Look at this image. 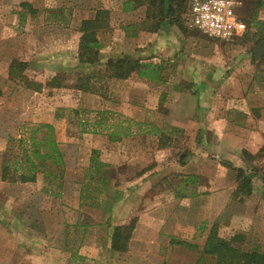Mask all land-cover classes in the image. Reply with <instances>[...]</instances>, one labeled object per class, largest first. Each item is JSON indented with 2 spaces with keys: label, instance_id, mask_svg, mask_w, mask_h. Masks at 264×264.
Segmentation results:
<instances>
[{
  "label": "rangeland",
  "instance_id": "1",
  "mask_svg": "<svg viewBox=\"0 0 264 264\" xmlns=\"http://www.w3.org/2000/svg\"><path fill=\"white\" fill-rule=\"evenodd\" d=\"M238 1L247 30L223 40L190 24L188 1L177 21L153 31L156 22L146 20L147 4L138 0L130 11L123 10L125 0H0V264H131L129 248H113L114 228L124 238L125 227L136 226L147 207L162 209L171 228L190 230L169 236L158 254L149 250V264L173 257L183 264L188 248L173 239L197 247L190 250L196 264L215 222L225 239L240 234L244 241L235 245L264 252V55L255 53L264 43V23L255 25L264 22V0ZM99 9L109 17L97 32L101 61L82 64L81 21ZM123 56L162 64L163 80L109 77L107 60ZM14 59L23 68L11 74ZM98 71L105 77L92 79L96 90L78 86ZM56 75L62 86L47 85ZM98 117L130 121L138 133L105 150L93 148L84 134L109 140L88 133ZM39 122L55 126L66 160L63 179L39 174L35 182L4 181L9 136ZM94 149L112 166L107 189L98 176L86 177ZM148 165L147 189L127 195ZM239 167L252 177L253 191L243 201L233 194ZM193 192L196 205L188 200L193 196L182 197Z\"/></svg>",
  "mask_w": 264,
  "mask_h": 264
},
{
  "label": "trees",
  "instance_id": "2",
  "mask_svg": "<svg viewBox=\"0 0 264 264\" xmlns=\"http://www.w3.org/2000/svg\"><path fill=\"white\" fill-rule=\"evenodd\" d=\"M139 4H147L146 20H155V27L151 30L155 31L157 27L162 24L177 21L185 8L186 1L189 0H138ZM186 3V5L188 4ZM139 4L134 3V0H125L123 10L130 11L136 9ZM259 7H264V1L260 2ZM188 8V6H187ZM152 11V13H150ZM108 11L107 9H99L93 18H86L82 20L78 58L82 64H93L100 62V49L102 44L98 39L97 32L104 26L108 25ZM264 22H258L255 25H260ZM14 59L10 65V73L18 72L23 67ZM107 64L110 68L109 77L117 79L129 78L133 73H137L139 77L151 80H163L162 64L154 62H146L140 58H132L130 56H123L121 58H109ZM26 65V64H22ZM16 67V69H15ZM105 76L98 71L88 74L80 78L81 89L86 91L96 90L92 84L93 78L104 79ZM52 87H61L62 80L59 76H54L50 81L46 82ZM41 89V86L38 88ZM1 93V91H0ZM76 115L82 120V110H76ZM102 114V113H99ZM93 124L94 131L88 133L106 134L110 142H119L124 138L131 137L138 132H135L131 127L129 121L128 125L124 124L123 120L117 123H110L106 118L98 117ZM99 128V129H98ZM106 131V132H103ZM144 131V130H143ZM85 133V132H83ZM149 134V132H144ZM8 154L4 161L2 170V179L10 182H35L39 174L43 175L45 181H54L63 179L65 174L66 160L60 147V142L56 136L55 126L47 122H39L35 124L25 125L19 137L9 136ZM90 166L87 169L86 177L98 176L100 183L108 188V174L110 164L100 160V150L94 149L92 151ZM238 187L234 191L235 197L243 201L246 196L252 193V177L245 173L242 167L237 168ZM120 194L119 191H116ZM198 195V192L193 194L185 193L182 197H192ZM82 197V195H81ZM117 196L110 203L120 200ZM97 205V206H96ZM92 206L100 207L98 204ZM107 208V206H103ZM135 228L134 221L126 226L127 234L124 238L121 236V229L114 228L113 248L118 251H126L128 242ZM244 237L240 234L235 235L232 239H225L219 234V224L215 222L206 238L202 257L196 264H204L203 261L210 257L213 264H264V252L259 250L247 251L240 246L235 245L234 242L241 243ZM171 243L177 245H185L190 249H195L196 246L183 240H171ZM166 264V263H164Z\"/></svg>",
  "mask_w": 264,
  "mask_h": 264
},
{
  "label": "crops",
  "instance_id": "3",
  "mask_svg": "<svg viewBox=\"0 0 264 264\" xmlns=\"http://www.w3.org/2000/svg\"><path fill=\"white\" fill-rule=\"evenodd\" d=\"M71 57L69 56V59H71ZM61 61L64 63H67V62L71 63L69 62L70 60L66 58H64V60L62 59ZM84 135L86 136L85 137L86 141H91L93 148H98L101 150H105L109 144L118 143V142L110 143V141L107 140V138H105L103 135H89V134H84ZM107 155L108 154L106 152L105 156L103 155V158L105 159ZM145 169L146 171L144 175L142 176V178L136 182L138 183L137 184L138 186L130 187L126 192L127 195L129 193L134 194V192L136 193L140 191L142 188L141 185H144L145 189H147L148 187L147 185H149V165L146 166ZM188 200L192 202L193 205H196L198 201L195 196H193L192 198H189ZM122 205L123 204L121 203L119 204V206L115 208L113 212L115 214L114 215L115 217L117 216L119 217V213L123 208ZM192 211H193L192 213L188 214L189 216L188 221H187L188 226H192L194 222V217H190L195 214L194 208ZM162 212H163L162 209L150 211L149 207H147L137 215L138 218H137L136 226L132 232L130 241L128 242V248H129L128 255L131 256L130 257L131 264H149V250H151L153 255L158 254L161 251L162 243L165 242V240L168 239L169 236H171L172 234H176V233H181L183 236L185 235V232L183 231H187V230L183 227H181V230L179 231L176 228L175 229L171 228L168 225L167 218L161 217ZM116 223H117L116 225H118L119 223L118 220L116 221ZM124 223H127V221L121 222V224H124ZM182 228L184 230H182ZM160 230L163 231L165 234L161 236L159 234ZM187 232L190 233V230ZM177 247H181V246H177ZM187 248L188 247H186V250ZM179 249H182V247ZM134 250H138V254H139V255L137 254L138 256L133 255ZM190 250L192 249L188 248V251H187L189 253L187 255L190 258L188 257L185 258L184 262H182L183 264H194L195 263L194 261H197L195 260V256L191 257L193 255V252H191ZM175 258L176 257H173L170 260L169 264H175Z\"/></svg>",
  "mask_w": 264,
  "mask_h": 264
},
{
  "label": "built area",
  "instance_id": "4",
  "mask_svg": "<svg viewBox=\"0 0 264 264\" xmlns=\"http://www.w3.org/2000/svg\"><path fill=\"white\" fill-rule=\"evenodd\" d=\"M238 0H189L188 20L211 37L230 40L242 36L247 23L238 13Z\"/></svg>",
  "mask_w": 264,
  "mask_h": 264
},
{
  "label": "water",
  "instance_id": "5",
  "mask_svg": "<svg viewBox=\"0 0 264 264\" xmlns=\"http://www.w3.org/2000/svg\"><path fill=\"white\" fill-rule=\"evenodd\" d=\"M255 53H256L258 56H259V55H264V43L255 46Z\"/></svg>",
  "mask_w": 264,
  "mask_h": 264
}]
</instances>
